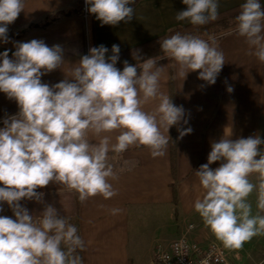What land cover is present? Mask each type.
Wrapping results in <instances>:
<instances>
[{
    "label": "clouds",
    "instance_id": "9594fccd",
    "mask_svg": "<svg viewBox=\"0 0 264 264\" xmlns=\"http://www.w3.org/2000/svg\"><path fill=\"white\" fill-rule=\"evenodd\" d=\"M135 2L86 0V5L102 26H117L134 18L135 9L129 5ZM182 2L187 8L176 13L177 21L203 26L219 19V0ZM24 8L25 0H0V39L4 43L9 42L8 25ZM235 21L233 31L245 39L248 54L264 63L261 0H245ZM205 35L207 39L180 32L165 36L159 41L162 56L140 63L143 58L134 50L137 65L125 61L122 71L116 67L118 45L112 46L113 54L107 58L105 46L91 48L89 55L69 65L67 71L63 48L49 47L43 40L16 43L14 59L8 51L0 55V92L19 106V113L6 118L0 128V184L4 185L0 204L7 203L15 216L0 215V264H83L78 250H85V240L70 218L51 204L32 215L20 201L44 204V193L37 189L50 183L77 193L81 204L97 196L111 199L118 194L112 182L138 163L124 159L125 152L144 147L153 158L162 157L171 127L177 126L180 139L191 134L190 127H179L182 121L188 123L183 106H176L161 91L166 67H157V63L171 59L180 79L199 71L200 80L214 85L225 57L216 37ZM57 69L65 72L63 81L52 86L41 82L43 75ZM227 91L231 93L233 88L229 86ZM152 103L155 107L146 110ZM262 144L259 135L233 140L225 132L211 143L208 163L195 171L203 192L196 198L194 210L204 227L229 250L242 249L254 237L264 236ZM218 161L220 166L213 170L210 165ZM253 193L255 214L249 199ZM122 211L108 210L113 216Z\"/></svg>",
    "mask_w": 264,
    "mask_h": 264
},
{
    "label": "crops",
    "instance_id": "0c3cea01",
    "mask_svg": "<svg viewBox=\"0 0 264 264\" xmlns=\"http://www.w3.org/2000/svg\"><path fill=\"white\" fill-rule=\"evenodd\" d=\"M244 2L219 0V13ZM261 2L264 4V0ZM81 3V0H25L24 11L8 25V33L20 34L29 25L40 23L49 15L75 9ZM129 7L135 9L134 18L117 26H102L95 15L90 12L86 15L80 8L70 17L47 28L34 29L24 37L8 36V43L0 39V55L8 51L9 58L14 59L16 43L43 40L49 47L60 45L63 48L67 71L69 65H75L84 55H89L93 47L103 45L108 48L107 58L113 54V45H118L121 53L164 36L176 26L190 24L187 20L175 19L176 13L187 8L182 0H136ZM216 40L219 50L224 53L225 64L214 85L200 80L199 71L188 73L185 80L180 79L176 76L178 66L171 59L157 63V67H166L160 81L161 91L185 110L188 123L182 121L179 127L192 129L191 134L180 139L177 126H173L175 158L171 153V140L165 155L157 158L144 147L130 148L124 153V159L137 161V166L112 182L118 194L108 200L97 196L81 204L75 192L50 183L37 189L44 193V204L35 200L20 201L32 215H39L45 204H51L60 215L69 217L85 240V250L81 251L83 264H157V247L169 246L190 224L201 233V244L216 243L223 247L194 210V202L203 192L195 171L208 163L211 143L218 142L225 132L233 140L255 135L264 140V63L248 54L245 39L233 30ZM137 71L139 74L141 70L138 68ZM65 78V72L57 69L43 75L41 82L52 86ZM229 86L233 88L231 93L227 91ZM15 105V100L0 92V111ZM153 107L155 103L146 106V110ZM173 127L169 130L170 138ZM260 150L264 151V144ZM220 164L218 161L210 167L214 170ZM252 179L255 181V177ZM249 199L255 214L256 194ZM0 207L3 208L0 215L15 219L7 203ZM111 208L123 211L113 216L108 212ZM226 250L234 264H264V236L254 237L242 249Z\"/></svg>",
    "mask_w": 264,
    "mask_h": 264
},
{
    "label": "trees",
    "instance_id": "16d2710c",
    "mask_svg": "<svg viewBox=\"0 0 264 264\" xmlns=\"http://www.w3.org/2000/svg\"><path fill=\"white\" fill-rule=\"evenodd\" d=\"M262 5L264 4L262 3ZM240 6L241 5L232 7L231 9H227L225 11L220 12L219 19L214 22H210L207 25L193 26L189 24L186 26H176L170 29L171 31L169 30L164 36L163 35L159 36L151 41H148L146 43H143L141 45L128 49L124 52H121L119 53V60L116 64V67L122 71L125 61H127L132 66H136L138 62L137 60L133 59V55H132L134 50H138L140 56L143 58L139 61L140 63H142L145 59H148V58L162 56L163 53L161 51V46L159 43L160 39L165 36L175 34L176 32H180L181 34L187 33V34H193V35H200L203 39L208 38V36L205 35V33H207L209 35L215 36L216 39H220L224 35V33L235 29L236 27L235 17L239 14ZM80 8L81 9L83 8L82 3L78 5L77 8L75 9H68L67 11H61L60 13L58 12L56 14L49 15L42 22L29 25L26 28V30H24L20 34L13 35V34L7 33V36L14 37V38L24 37L31 31H33L34 29L47 28L48 26L61 20L62 18L70 17L71 15H73V13H77ZM18 113H19L18 104L0 111V128L4 127L3 121L6 118L17 115ZM172 130H173V134L170 140H171V146L173 148V151H171V153H173V158H175L176 150H175V140H174L175 138L174 127L172 128ZM75 195L77 196V199H78V194L76 193ZM79 255L80 256L82 255L81 251H79Z\"/></svg>",
    "mask_w": 264,
    "mask_h": 264
},
{
    "label": "built area",
    "instance_id": "2783aa9c",
    "mask_svg": "<svg viewBox=\"0 0 264 264\" xmlns=\"http://www.w3.org/2000/svg\"><path fill=\"white\" fill-rule=\"evenodd\" d=\"M81 1L83 12L87 15L86 0ZM195 228L194 224H190L186 232L178 234L169 246L159 245L155 253L157 264H234L231 255L221 245L201 244V233Z\"/></svg>",
    "mask_w": 264,
    "mask_h": 264
}]
</instances>
